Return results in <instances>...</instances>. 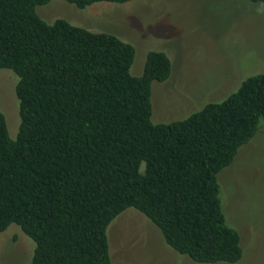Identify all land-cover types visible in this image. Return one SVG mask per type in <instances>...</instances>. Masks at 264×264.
<instances>
[{"label":"trees","instance_id":"16d2710c","mask_svg":"<svg viewBox=\"0 0 264 264\" xmlns=\"http://www.w3.org/2000/svg\"><path fill=\"white\" fill-rule=\"evenodd\" d=\"M52 0H0V70L18 77L20 126L0 112V236L17 225L32 264H112L108 230L128 209L198 264H237L220 174L264 122V73L185 119L153 120V85L172 75L167 53L148 54L110 33L37 9ZM79 9L134 0H62ZM264 4V0H252Z\"/></svg>","mask_w":264,"mask_h":264},{"label":"rangeland","instance_id":"374dc122","mask_svg":"<svg viewBox=\"0 0 264 264\" xmlns=\"http://www.w3.org/2000/svg\"><path fill=\"white\" fill-rule=\"evenodd\" d=\"M48 24L64 19L110 33L136 48L131 69L141 76L152 51L168 54L172 75L153 85V120L170 123L217 103L248 77L264 73V4L252 0H134L86 9L52 0L37 9ZM17 75L0 70V112L12 139L20 126ZM228 223L242 238L237 264H264V122L219 177ZM112 264H198L178 254L143 214L128 209L108 230ZM34 242L17 225L0 236V264H32ZM226 264V263H219Z\"/></svg>","mask_w":264,"mask_h":264}]
</instances>
